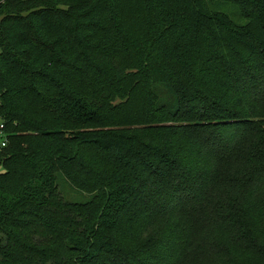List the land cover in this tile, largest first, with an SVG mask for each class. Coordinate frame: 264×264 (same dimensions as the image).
Wrapping results in <instances>:
<instances>
[{
  "label": "trees",
  "instance_id": "16d2710c",
  "mask_svg": "<svg viewBox=\"0 0 264 264\" xmlns=\"http://www.w3.org/2000/svg\"><path fill=\"white\" fill-rule=\"evenodd\" d=\"M0 115V264H264V0H0Z\"/></svg>",
  "mask_w": 264,
  "mask_h": 264
},
{
  "label": "rangeland",
  "instance_id": "374dc122",
  "mask_svg": "<svg viewBox=\"0 0 264 264\" xmlns=\"http://www.w3.org/2000/svg\"><path fill=\"white\" fill-rule=\"evenodd\" d=\"M59 192L65 199L74 201V202H83L86 201L88 196L82 193H78L73 190L64 179L60 178L58 182Z\"/></svg>",
  "mask_w": 264,
  "mask_h": 264
},
{
  "label": "built area",
  "instance_id": "2783aa9c",
  "mask_svg": "<svg viewBox=\"0 0 264 264\" xmlns=\"http://www.w3.org/2000/svg\"><path fill=\"white\" fill-rule=\"evenodd\" d=\"M3 130H4V124H3L2 116L0 115V148L5 147L6 145V139Z\"/></svg>",
  "mask_w": 264,
  "mask_h": 264
}]
</instances>
